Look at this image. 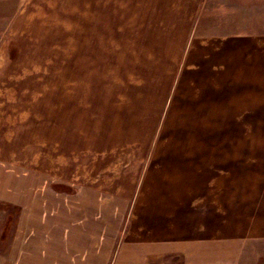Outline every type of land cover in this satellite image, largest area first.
I'll return each mask as SVG.
<instances>
[{
  "label": "rangeland",
  "instance_id": "374dc122",
  "mask_svg": "<svg viewBox=\"0 0 264 264\" xmlns=\"http://www.w3.org/2000/svg\"><path fill=\"white\" fill-rule=\"evenodd\" d=\"M244 1L210 56L198 25L168 87L116 42L74 40V0H0L2 166L69 190L146 163L129 238L224 242L237 264H264V0Z\"/></svg>",
  "mask_w": 264,
  "mask_h": 264
},
{
  "label": "crops",
  "instance_id": "0c3cea01",
  "mask_svg": "<svg viewBox=\"0 0 264 264\" xmlns=\"http://www.w3.org/2000/svg\"><path fill=\"white\" fill-rule=\"evenodd\" d=\"M74 3V40H86L95 52L98 46L99 54L116 42L124 66L131 57V65L143 66L132 71L163 74L168 87L191 51L187 54L189 38H196L198 25L196 50L210 56L208 43L226 46L234 38L218 23L235 22L236 11L242 6L247 15L251 6L242 0ZM145 166L138 175L131 170L116 174L114 181L109 177L103 187L91 174L81 176L79 184L66 190L54 189L46 177H34L31 169L21 175L8 162L2 166L0 155V206H8L0 208V264H237L239 256L224 242L129 238L126 223Z\"/></svg>",
  "mask_w": 264,
  "mask_h": 264
}]
</instances>
